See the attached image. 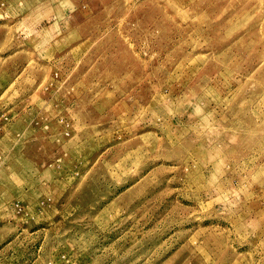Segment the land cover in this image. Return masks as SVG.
I'll return each mask as SVG.
<instances>
[{
  "label": "rangeland",
  "instance_id": "374dc122",
  "mask_svg": "<svg viewBox=\"0 0 264 264\" xmlns=\"http://www.w3.org/2000/svg\"><path fill=\"white\" fill-rule=\"evenodd\" d=\"M0 264H264V0H0Z\"/></svg>",
  "mask_w": 264,
  "mask_h": 264
}]
</instances>
